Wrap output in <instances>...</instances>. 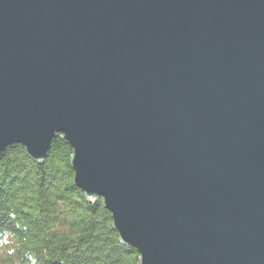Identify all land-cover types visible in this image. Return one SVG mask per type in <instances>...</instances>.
Listing matches in <instances>:
<instances>
[{
	"label": "water",
	"instance_id": "obj_1",
	"mask_svg": "<svg viewBox=\"0 0 264 264\" xmlns=\"http://www.w3.org/2000/svg\"><path fill=\"white\" fill-rule=\"evenodd\" d=\"M58 135L139 264H264V0H0V158Z\"/></svg>",
	"mask_w": 264,
	"mask_h": 264
},
{
	"label": "trees",
	"instance_id": "obj_2",
	"mask_svg": "<svg viewBox=\"0 0 264 264\" xmlns=\"http://www.w3.org/2000/svg\"><path fill=\"white\" fill-rule=\"evenodd\" d=\"M71 156L59 135L42 163L20 144L1 156L0 264H139L102 199L74 185Z\"/></svg>",
	"mask_w": 264,
	"mask_h": 264
}]
</instances>
